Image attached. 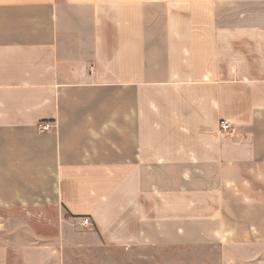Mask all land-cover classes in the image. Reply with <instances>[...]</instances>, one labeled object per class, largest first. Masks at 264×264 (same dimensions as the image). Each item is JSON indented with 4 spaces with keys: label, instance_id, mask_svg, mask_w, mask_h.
I'll return each mask as SVG.
<instances>
[{
    "label": "crops",
    "instance_id": "obj_1",
    "mask_svg": "<svg viewBox=\"0 0 264 264\" xmlns=\"http://www.w3.org/2000/svg\"><path fill=\"white\" fill-rule=\"evenodd\" d=\"M0 224V264L264 236V0H0Z\"/></svg>",
    "mask_w": 264,
    "mask_h": 264
},
{
    "label": "rangeland",
    "instance_id": "obj_2",
    "mask_svg": "<svg viewBox=\"0 0 264 264\" xmlns=\"http://www.w3.org/2000/svg\"><path fill=\"white\" fill-rule=\"evenodd\" d=\"M26 213V211H22L20 213H14V215ZM10 220L12 219L10 218ZM4 224H6L10 230L24 229L46 240H48L49 233L53 231V228H51L52 226H50L48 222L28 220L5 222ZM230 245L228 244V246ZM233 246H236L233 248V252H228V254H221L219 249L216 250L214 254H207L205 250H197L196 252L193 250L185 252L184 254H176L174 258L181 261L182 264L199 262L200 264H264V236H255L250 238L247 242L236 243L233 244Z\"/></svg>",
    "mask_w": 264,
    "mask_h": 264
},
{
    "label": "built area",
    "instance_id": "obj_3",
    "mask_svg": "<svg viewBox=\"0 0 264 264\" xmlns=\"http://www.w3.org/2000/svg\"><path fill=\"white\" fill-rule=\"evenodd\" d=\"M51 127H52V125L49 122H43V123H39L37 125V129L40 132H45V131L49 130ZM231 127H232V125L227 121H221L219 123V131L222 134L229 133L231 131ZM88 223H89L88 218H83V224H88Z\"/></svg>",
    "mask_w": 264,
    "mask_h": 264
}]
</instances>
